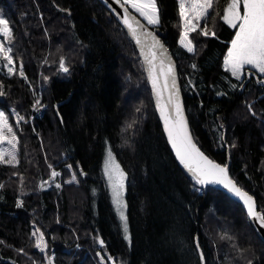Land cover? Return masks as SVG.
<instances>
[{
  "label": "trees",
  "instance_id": "16d2710c",
  "mask_svg": "<svg viewBox=\"0 0 264 264\" xmlns=\"http://www.w3.org/2000/svg\"><path fill=\"white\" fill-rule=\"evenodd\" d=\"M227 3L214 0L209 19L189 33L194 52L179 42L178 0H156L160 22L150 27L176 62L196 143L228 163L264 211V76L226 70L236 32L221 19ZM0 17L12 32L0 42L14 62L0 55V111L19 161L0 164V264H45L47 254L52 264H264V243L242 206L198 187L178 165L138 53L98 0H0ZM204 28L215 37L200 35ZM11 108L24 118L18 125ZM106 147L126 173L130 243L103 173ZM73 173L77 181L67 182Z\"/></svg>",
  "mask_w": 264,
  "mask_h": 264
},
{
  "label": "snow or ice",
  "instance_id": "6c2138e0",
  "mask_svg": "<svg viewBox=\"0 0 264 264\" xmlns=\"http://www.w3.org/2000/svg\"><path fill=\"white\" fill-rule=\"evenodd\" d=\"M123 9L122 22L129 29L131 35L136 39V43L140 44L141 35L151 36V33L141 32L137 33L138 28H142L138 20L129 12V6L139 16L147 21L148 25L159 24V14L156 6V0H115ZM214 0H178V15L182 22V31L180 34V44L186 48L188 52H194L195 48L192 40L189 39V33L197 31L198 23L193 21L205 22L209 19L210 10L213 8ZM241 7L243 12L241 14ZM221 19L224 23L228 24L233 29H236L235 36L231 40L230 47L228 48L227 55L224 60L226 70H230L232 76L240 79L245 74V66H250L258 73L264 74V0H228L224 8ZM135 24V26H134ZM0 33L7 38L10 42L12 32L7 20L0 18ZM200 35L215 37V32L207 28L200 30ZM159 42L153 38L150 45H148L145 61L147 62V72L149 80L151 81L152 90L155 94L160 108L161 116L165 123V129L168 134V139L175 150L176 156L180 163L192 173L193 179L197 184H217L222 185L229 193L235 195L243 201L247 209L249 219L257 224L259 228L264 229V211H258L255 207L253 197L248 195L247 192L242 191L235 182L228 177L227 166H221L208 159L203 152L193 142L191 135L188 131L187 122L184 118L183 108L179 101L176 89V76L175 70L171 62L166 59L165 52L162 46H159L160 51L156 49ZM11 47L0 45V55L7 61V65H13L14 62L11 57ZM60 70L64 73L69 71L65 66L63 60L60 62ZM195 67V65H193ZM13 67H9V72H13ZM21 75H23L21 69ZM161 78L163 82L161 83ZM169 91L166 102L159 104L163 92ZM0 95L3 92L0 91ZM39 103V101H37ZM165 108L168 112L165 113ZM254 115V113H253ZM18 116V114H17ZM24 118L18 116L17 125ZM131 127V125H128ZM7 143L10 147L6 148L3 145ZM17 144L18 139L13 130V126L9 124L8 117L5 113L0 112V164H7L16 167L19 163L17 159ZM7 157V159H5ZM51 167V165H49ZM71 169V165L68 166ZM104 171L108 177L109 185L112 191V199L117 211L120 215V220L123 224L124 238L129 240L127 217L124 213L126 205L122 200V193L125 188L126 173L120 168L119 164L115 162L111 150L107 151V156L104 161ZM81 175L83 172L81 170ZM60 173L52 171L53 178L59 176ZM76 173L72 174V179L69 183L76 182ZM3 187V185H0ZM60 187L59 184L56 185ZM17 206H21L20 203ZM37 233L39 235L37 236ZM32 235L37 237L36 247L41 251L46 248L43 233L36 229ZM222 239H231L230 236L225 235ZM99 243L103 246V240ZM197 248L199 243L197 242ZM201 261L203 262V253H200ZM103 259V258H102ZM111 260V257H108ZM51 264V261H49Z\"/></svg>",
  "mask_w": 264,
  "mask_h": 264
},
{
  "label": "water",
  "instance_id": "95a60500",
  "mask_svg": "<svg viewBox=\"0 0 264 264\" xmlns=\"http://www.w3.org/2000/svg\"><path fill=\"white\" fill-rule=\"evenodd\" d=\"M109 12L110 14L113 16V18L117 21V23L120 25V27L124 30V32L126 33V35L128 36V38L130 39V41L133 43L137 53H138V56L140 58V61L142 63V66H143V69H144V72H145V76H146V80H147V83H148V87L150 89V94H151V98H152V102H153V106H154V109H155V112L157 114V117H158V120H159V123L161 125V128H162V131H163V134H164V137L166 139V142L169 146V149L171 151V153L173 154L175 160L177 161L178 165L180 166V168L184 171V173L194 182L195 185H197L198 187H201V188H205V187H211L213 189H217L221 192H223L224 194H226L229 198H231L232 200L236 201L237 203H239L242 208L244 209V212L247 216V219L250 223V225L252 226L253 230L255 231L256 235L263 241L264 243V229L262 228H259V226L255 223H253L248 215H247V209H246V206L244 205L243 201L240 200L238 197H236L235 195L229 193L222 185H217V184H205V185H200V184H197L195 182V180L193 179V176H192V173L188 171L187 168L184 167V165H182L179 161V159L177 158L176 156V153H175V150L174 148L172 147L169 139H168V134H167V131L165 129V123H164V120L161 116V112H160V108L158 107V102H157V98L155 96V94L153 93V90H152V85H151V81L149 80V77H148V72H147V62L145 61V55L147 54V50H148V45L151 44L153 38H155L156 41L159 42V45L156 49L157 52L160 51V48L159 46H162L163 47V50L165 52V56H166V59L168 61L171 62L172 66L174 67V70H175V76H176V89H177V94H178V97H179V101L182 105V108H183V114H184V118L187 122V127H188V131L191 135V138L193 140V142L196 144V146L200 149L201 152L204 153V155L206 157H208L209 160H211L212 162L216 163V164H219L221 166H227V169H228V163L226 164H221L217 161H215L214 159H212L210 156H208L200 147L199 145L196 143L194 137H193V134H192V131H191V128H190V125H189V122H188V118H187V115H186V110H185V106H184V100H183V96H182V91H181V87H180V82H179V76H178V71H177V66H176V62L173 58V56L171 55L169 49L167 48V46L164 44V42L160 39V37L156 34V32L150 27V25H148L141 17H139L136 13H134L132 10L129 9V12L132 14V16L135 18V20H138L140 25H142L143 27L142 28H138L137 29V33L138 35L141 33V32H144V33H151V36H147L145 38V36L141 35V43L140 44H137L136 43V39L131 35L129 29L124 25V23L122 22V16H123V9L121 8L120 4L119 3H116L115 0H98ZM135 26V24H134ZM166 94H165V91L163 92V95H162V98L160 99L159 101V104L163 105L165 102H166ZM168 112V108H165V113ZM228 174V177L230 179H232L235 184L244 192H247L245 189H243L240 185H238V183L231 177L230 173H229V170L227 172ZM248 195L252 196L249 192H247ZM253 197V196H252ZM253 200L255 202V207L257 208L258 211H260L258 209V205L256 203V200L255 198L253 197Z\"/></svg>",
  "mask_w": 264,
  "mask_h": 264
},
{
  "label": "rangeland",
  "instance_id": "374dc122",
  "mask_svg": "<svg viewBox=\"0 0 264 264\" xmlns=\"http://www.w3.org/2000/svg\"><path fill=\"white\" fill-rule=\"evenodd\" d=\"M130 7V6H129ZM131 8V7H130ZM131 10H133V9H131ZM133 12H134V10H133ZM242 12H243V9H242V7H241V14H242ZM139 14V13H138ZM141 17V16H140ZM1 18V17H0ZM143 20H144V18L143 17H141ZM146 23H147V21L146 20H144ZM194 23H198L197 21H193ZM152 26V25H151ZM0 27H2V26H0ZM1 34V33H0ZM0 40H1V38H0ZM231 43V42H230ZM0 45H1V42H0ZM4 46L5 47H9L8 46V44H4ZM230 47V46H229ZM228 52V51H227ZM227 55V54H226ZM226 57V56H225ZM224 60H225V58H224ZM225 65V64H224ZM12 67V66H11ZM245 68H247L248 70H251V72L252 73H257V74H259V75H262V76H264V74H260V73H258L255 69H252L250 66H245ZM0 112H2V111H0ZM10 112H12L13 113V115H14V117L16 118V112H15V110L13 109V108H11L10 109ZM3 147H6V148H8V147H10L9 145H7V143L5 142V144L3 145ZM110 148L109 147H106V149H105V154H104V161H105V159H106V156H107V151L109 150ZM111 150V149H110ZM111 152H112V150H111ZM16 154H17V152H16ZM112 155H113V157H114V159H115V162L116 163H118L119 164V162L117 161V159H116V157H115V155H114V153L112 152ZM5 159H7V157H5ZM104 161H103V173H104V176H105V178H106V181H107V185H108V188H109V192H110V197H111V201H112V204H113V206H114V209H115V212H116V214H117V216H118V218H119V221H120V224H121V227H122V231H123V224H122V222H121V220H120V215H119V212L117 211V208H116V206H115V204L113 203V199H112V191H111V187H110V185H109V181H108V177H107V175L105 174V171H104ZM119 166H120V168L122 169V167H121V165L119 164ZM123 170V169H122ZM54 171H56V172H58L57 170H54ZM52 173V172H51ZM72 179V176L71 177H69L68 179H67V182L68 181H70ZM125 183V182H124ZM122 200H123V203L126 205V202H125V188H124V191H123V193H122ZM124 213H125V215H126V217H127V212H126V208L124 209ZM127 224H128V220H127ZM36 229H39V228H33L32 229V233L36 230ZM39 232L40 233H42V231L39 229ZM39 235V233H37V236ZM123 235L125 236V234H124V231H123ZM128 235L130 236V231H129V225H128ZM33 236V235H32ZM33 238H34V243H35V247H36V240H37V237H34L33 236ZM126 240V239H125ZM44 241H45V238H44ZM127 242H129V240H126ZM46 243V242H45ZM37 248V247H36ZM79 248V246H76L75 247V249H78ZM38 250H40L39 248H37ZM46 249V248H45ZM41 251V250H40ZM42 252H44V254L46 253V250H44V251H42ZM45 264H49V261H51V255H45ZM110 261V263L112 264L113 263V261H112V259L111 260H109ZM52 264V263H51Z\"/></svg>",
  "mask_w": 264,
  "mask_h": 264
},
{
  "label": "bare ground",
  "instance_id": "6f19581e",
  "mask_svg": "<svg viewBox=\"0 0 264 264\" xmlns=\"http://www.w3.org/2000/svg\"><path fill=\"white\" fill-rule=\"evenodd\" d=\"M163 82V78H161V83ZM165 94H166V99L168 98V95H169V91L168 90H165Z\"/></svg>",
  "mask_w": 264,
  "mask_h": 264
}]
</instances>
